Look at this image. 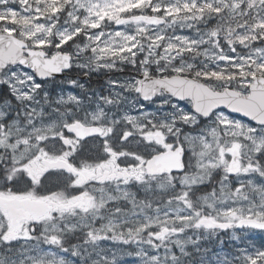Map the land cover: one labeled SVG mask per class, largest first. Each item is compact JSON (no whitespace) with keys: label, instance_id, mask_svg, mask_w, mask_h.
I'll list each match as a JSON object with an SVG mask.
<instances>
[{"label":"snow or ice","instance_id":"6c2138e0","mask_svg":"<svg viewBox=\"0 0 264 264\" xmlns=\"http://www.w3.org/2000/svg\"><path fill=\"white\" fill-rule=\"evenodd\" d=\"M0 264H264V0H0Z\"/></svg>","mask_w":264,"mask_h":264},{"label":"flooded vegetation","instance_id":"af4514ba","mask_svg":"<svg viewBox=\"0 0 264 264\" xmlns=\"http://www.w3.org/2000/svg\"><path fill=\"white\" fill-rule=\"evenodd\" d=\"M125 68H129V67L126 66ZM127 73H128L129 75L133 74L132 71H127ZM73 75H75V73H73ZM106 76H107V75H106ZM58 78H59V77H58ZM102 78H103V77H102ZM119 78H120V77H119ZM100 79H101L100 76L92 75V76L89 78V77H83V76L81 75V80H82V82H85V83L89 84L91 88L94 87V86H97V88H98L99 90H106L104 83H103L102 81H100ZM182 105H183V103H182ZM184 105H186L187 107H190V106L187 105V104H184Z\"/></svg>","mask_w":264,"mask_h":264},{"label":"rangeland","instance_id":"374dc122","mask_svg":"<svg viewBox=\"0 0 264 264\" xmlns=\"http://www.w3.org/2000/svg\"><path fill=\"white\" fill-rule=\"evenodd\" d=\"M127 71H131L130 67L129 68H125V72H123V74H119V73H112V74H108L107 76L105 74H101V73H95L93 75L95 76H100V81H102L105 85V88L107 87V85L105 84V81L109 78V75L113 76V77H120V78H125L127 76H129V74L127 73ZM103 77V78H102ZM94 89V87H92ZM97 90H99L98 88H96ZM185 108H188L186 105H182Z\"/></svg>","mask_w":264,"mask_h":264},{"label":"water","instance_id":"95a60500","mask_svg":"<svg viewBox=\"0 0 264 264\" xmlns=\"http://www.w3.org/2000/svg\"><path fill=\"white\" fill-rule=\"evenodd\" d=\"M227 112V110H225ZM235 117H240L239 114H232ZM241 118V117H240ZM246 119V118H245Z\"/></svg>","mask_w":264,"mask_h":264}]
</instances>
